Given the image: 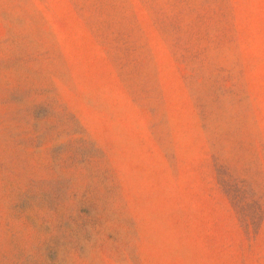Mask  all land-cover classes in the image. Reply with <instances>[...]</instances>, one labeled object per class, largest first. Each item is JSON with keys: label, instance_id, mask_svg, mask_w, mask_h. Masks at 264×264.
Returning <instances> with one entry per match:
<instances>
[{"label": "rangeland", "instance_id": "obj_1", "mask_svg": "<svg viewBox=\"0 0 264 264\" xmlns=\"http://www.w3.org/2000/svg\"><path fill=\"white\" fill-rule=\"evenodd\" d=\"M0 264H264V0H0Z\"/></svg>", "mask_w": 264, "mask_h": 264}]
</instances>
